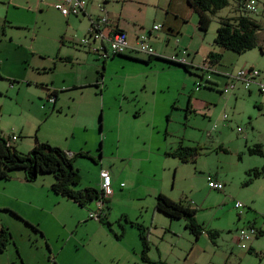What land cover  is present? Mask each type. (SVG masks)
<instances>
[{
	"label": "rangeland",
	"instance_id": "rangeland-1",
	"mask_svg": "<svg viewBox=\"0 0 264 264\" xmlns=\"http://www.w3.org/2000/svg\"><path fill=\"white\" fill-rule=\"evenodd\" d=\"M36 1L0 0V18L3 19V16L6 19L11 18V23L14 24L11 29L13 41L5 43L8 37L7 31L6 36L2 38L0 43V48L8 49V52H1L0 50V63L5 65V68L11 74L21 78L25 71H23L22 66H18L21 58L14 56L13 48H15L14 46L30 47L27 52L29 49L35 52L34 59L29 62V65L33 67V71H30V76L32 79L41 81L49 76L40 73L42 69H35V67H40L44 63L43 60H40L42 56L38 53L54 52L57 49V42L59 43L61 40L62 43L60 42V44H63L61 46L62 53L64 50L73 52V47H70L67 39L71 38V35L73 38L82 37L83 21H81L80 16L71 15L65 17L60 14L51 4L54 0L38 1L37 10H33L32 8L35 6ZM93 1L97 4L100 3V5L98 4L99 7L103 5L110 15L112 14L115 17H120L119 11L123 9L121 17L137 20L142 23L141 25L144 28H150L153 22L160 24L156 23L157 21H152V12L155 10L152 4L154 0ZM158 1L161 4L166 3L165 0ZM255 1L256 10L254 12H247L242 6L237 10L234 0H228L227 5L218 9L214 14H208L209 21L206 29L201 32L200 39L194 42L198 52L195 56L193 55V65L190 66L189 71L184 72L173 69L175 73L172 71L170 75L167 69L164 68L162 70L158 66V62L152 61L148 65H143L140 61L115 55L107 59L106 73L103 74L104 82H102L100 90L97 88L98 85L60 89L55 100V106L51 110V104H54L53 100L47 99L46 95L40 96L42 97L40 98V103L44 104V110L46 111L43 120L33 118L29 111L22 115L15 107V104H34V97H37L40 86L31 84L23 87L18 94H15L17 90V83H15L13 90L0 91V103L7 104L5 107L8 108H4V111L12 113V115H5L2 118L1 125L4 130L2 129L0 135L5 139L6 135L11 132L17 135V139H26L31 136L34 142L36 138L38 142H47L54 146H57V144H69L71 148L76 149L77 145L86 140L88 156L78 157L73 165L79 174V182L76 186H97L98 173L101 169H112L115 174L118 171L120 160L114 158L116 157L114 150L118 138L121 145L124 138H128L130 142L131 136L137 138L139 135H144V137H149L150 134L155 135L158 124L163 120L167 122L168 138L170 137L169 135H182L183 124L180 121V117L182 118L184 114L187 94L191 91H193V94L202 91L205 94V101L209 104H206L203 113L189 114L183 139L194 143L197 142L194 145H198L200 147L199 151L205 152L206 155L205 157H200L195 163L192 161L183 163L176 172L175 186L180 184L186 189L189 185L195 184L201 190H203V187L207 188L208 181H213L211 178H207V173L214 171L213 168L211 170L208 168L216 165L218 176L226 184L229 183V190L233 195L226 192L228 196L224 198L219 195L214 197L205 195V205L200 207V214L205 213V210L210 208L215 212L221 211V209H232L230 214L232 221L239 226L242 224L237 219V211L239 209L228 206V202L238 199L237 194L240 193V190H243L242 192H244L246 197H253L255 200L254 204L257 205L259 210L258 216L261 217V215H264V172L257 177L251 178L248 176L247 171L253 167L260 168L264 166L263 96L258 95L255 85L249 87L251 89L250 93L241 87L236 88L232 93H221L214 87L205 88L202 85L204 78L198 77L202 71L200 68L195 67V65L198 66V63L203 61L205 51L210 50L221 53L220 59L216 64L223 68L226 74L234 73L240 67H254L264 77V53L259 51V46L264 49V0ZM26 7H30L32 11L25 9ZM239 12L247 13L254 18L258 22L260 29L256 33L257 45L255 47L242 53H235L214 44L213 37L219 17H233ZM93 13H96L92 15L95 17L103 12L100 13L99 9L95 8ZM195 25L196 14L193 11H189L185 19L183 43H186V40L191 38ZM160 36H163V33ZM185 47L183 48L185 49ZM87 55L92 57L89 54ZM92 60L96 59L92 57ZM77 63L82 64L81 67L85 70L88 67V63L93 62L86 61L83 63V61L72 60L69 63L70 67L68 64L60 65L57 73L58 79H61L60 83L63 79L70 78L73 72L78 70ZM35 71L38 73H35ZM33 83L36 82L33 81ZM183 83H187V90L181 88ZM221 84L222 80H219V85L221 86ZM3 87L1 85V88L5 89ZM195 107L200 109L201 106L196 104ZM180 122L181 124H179ZM18 126L22 128L16 131L14 127ZM102 139L104 154L98 156L96 148L99 147ZM190 144L192 143H189L188 146H192ZM254 144H259L261 154H248L246 152V147ZM30 148L15 149L20 153H26ZM139 153V151H135V155ZM142 159L140 169L144 172L140 176L141 180L145 179L147 183L148 180H151L149 164L154 161L153 157L146 158V156H143ZM113 163L114 167L112 168L111 165ZM134 164H137L136 161L131 160L130 166ZM243 168L247 169L242 173ZM248 178L250 179L247 181ZM49 179H52L50 173H40L37 178L42 183H46ZM121 181L125 185L128 184L127 174L124 173L121 176ZM245 181H247L243 185L245 187H241L239 183ZM203 192L205 193V190ZM186 193L188 192L186 191ZM50 197L51 199L43 198V211H35L33 213L40 221L37 227L36 225L28 224L27 221L14 213H10V216L14 218L13 221L17 225V231H23L25 227L30 230L36 228L38 232L41 231L40 228L44 229V236L53 246L63 245L66 238L72 234L73 238L66 240V246L63 250H67V254H75L80 249L75 248L73 245L74 240L83 231L93 229L89 225L76 224L77 222L72 217L70 218L72 215L71 203L64 199L56 202L52 195ZM199 199H202L201 196ZM182 200H185V198H182ZM133 204L132 210L135 209V203ZM249 208H252V206L250 205ZM172 220L173 232H166L162 238L158 236L155 238L151 234L149 239L151 241L152 239L155 240L156 245L162 251L170 250V248L173 253H178L179 251L177 250L180 249L181 251L184 249L187 251L195 238L184 230V226L178 221V218H172ZM120 222L126 223L123 218ZM110 228L114 233L119 234V227L113 217L110 219ZM130 230L123 234L122 243L128 241L130 237L134 240L135 229L131 228ZM225 231H227L226 228ZM225 234L221 232L217 239ZM201 242L202 240L200 239L199 243ZM111 244L118 245L119 242ZM212 256V262L219 264H222L223 260L227 258V254L221 249H216ZM184 258L185 252L183 254L179 252L178 259L180 263L190 264V261ZM108 264H131V262L130 260L117 262L110 259Z\"/></svg>",
	"mask_w": 264,
	"mask_h": 264
},
{
	"label": "crops",
	"instance_id": "crops-1",
	"mask_svg": "<svg viewBox=\"0 0 264 264\" xmlns=\"http://www.w3.org/2000/svg\"><path fill=\"white\" fill-rule=\"evenodd\" d=\"M38 1L41 0L36 1L35 6L32 8L33 10H37ZM56 1L57 0L52 1V6ZM165 1V4H161L158 0H154L152 3L155 8L152 12V21H157L156 23H160L161 25L158 30L151 29L152 24H155L154 22L151 24L150 28L148 27L147 29L144 28L141 25L142 23H139L137 20L129 18L125 19V17H121L123 9L119 11L120 17H115L112 14L110 15L109 11H107L103 5L99 7L100 3H98V5L93 0H86L84 11L73 16H80L81 21H83V28L81 31V34H83L82 36L87 33L88 16L93 17L92 15L96 14L93 13L95 12V8H98L100 13L103 12L107 16V25L104 27L105 31L113 28L123 30L130 44L134 43L138 35H144L147 42L151 44L156 55L148 56L145 53L128 49L119 56L140 61L143 65H148L152 61L158 62V66L162 70H164V68L167 69L171 75L173 69L182 70L184 72L189 71V69L184 70L180 64H177V62L180 58H185L187 61L186 65H188L189 68L193 65L192 61L195 54L198 52L194 42L195 40L200 39L201 31L198 30L195 25L191 38H188L186 43H183L182 39L185 35V19L187 18L189 11L192 10L188 5L187 0ZM164 5L166 6L163 7ZM25 9L32 11L30 7H26ZM11 22V18L6 19L4 16L3 19L0 18V43L2 38L6 36L7 31L8 37L5 40V43H11L13 41L11 37V29L14 27V24ZM161 31L163 36H160L162 35ZM174 38H177L178 41H174ZM60 42L62 43V40ZM60 42H57V49L54 52H47L45 54L38 53L42 56V59L40 60H43L44 63H42L40 67H35V69H42V72L40 73L48 75L49 77L47 79L39 81V79L35 80L31 78L30 71H33V67L29 65V62H31V59H34L35 52L30 51L32 49H29L27 52V49L30 47L14 46L15 48H13L14 56L21 58L18 66H22L23 71H25L26 74L25 75L23 73L21 78L17 77L15 74H11L5 68L6 66L0 63V91L4 90V92H6L7 89L13 90V85L15 83H17V90L15 94H18L23 87H27L31 84L40 86L37 97H34V104H15V107L19 110L20 114L23 115L29 111L33 118L43 120L45 118L46 111L44 110V104H42V102L40 103V98H42L40 96L46 95L47 99L49 96H52L51 98L54 104H51V110L55 106V100L60 89L65 90L90 85L97 86L96 82L98 79H101L102 82H104L103 74L106 73V67L108 64L107 59L115 55L108 56L102 60V58H99L95 54L84 50V48L78 44V38H73L72 35L71 38L69 37L67 39V42L70 47H73V52L64 50L62 53L61 46L63 44H60ZM185 46H188V48ZM183 47H185V49ZM0 50L1 52H8L7 48H0ZM208 51H205L203 54L204 57ZM87 54L100 62L92 60V57H89ZM167 59L173 61L169 62ZM72 60L79 62L83 61V63L86 61L93 63H88V67L85 70L82 69V64L77 63L78 70L74 71L70 78L68 77L63 79L60 83L61 79H58L57 76L60 65L68 64L70 67L69 63ZM199 64L200 63H198V65ZM195 67L197 68V65H195ZM211 69L213 71H202L198 76L201 79L204 78L205 85L204 82L202 85L205 88L214 87L219 92L224 93L220 90V88L227 80L224 75L225 71L216 63L213 67H211ZM205 72H207L206 75ZM35 73L38 72L35 71ZM173 73L175 72L173 71ZM259 79L264 82V77L261 76V74ZM219 80H222L221 86L219 85ZM33 81L36 83H33ZM1 85L4 86L3 88L5 89H2ZM253 85L254 84H251L250 86ZM238 87H241L248 93L251 91L249 87L243 88L240 84H235L234 88L230 90V92L226 93H232L233 90ZM97 88L100 90L101 86H97ZM181 88L183 90H187V83H183ZM257 93L258 95H262L258 92V90ZM204 97L205 94L202 91L195 94L191 91L187 94L186 106L183 112L184 114L182 118L180 117V121L183 124L182 135H169L170 137L168 138L167 122L163 120L158 124L155 135L150 134L149 137L139 135L137 138H134L135 136H131L130 142L128 138H124L121 145L119 143V138L117 139V145L114 150L116 152V157L114 158L120 160V163L116 174L112 169H104L108 171L111 176L112 192L110 196L104 199V205L100 211V217L97 220L88 218L87 216L89 211L96 209V198L84 203L83 205H79L75 201L58 194H54L49 188L52 179H49L46 183L39 182L37 180L40 175L39 174L34 181H26L23 177L22 171L18 169L10 171L6 179H0V230H6L9 233L8 241L0 248V264H108V260L110 259L117 262L120 260H130L131 264H158V262L165 264H181L178 259L179 252H182V254L185 252L184 259H188L190 264H219L212 262V253H214L216 249H221L225 254H227V258L223 260L222 264H264V215H261V217L258 216L259 210L257 205L254 204L255 200L253 197H246L244 192H242L243 190H240V193L237 194V198L240 201L238 199H234L232 202H228V206L230 205L232 208H234L233 203L235 201L241 203L239 208H234L239 209L237 211V219H239L242 223L237 226L232 221L230 216L232 209H221V211L215 212L210 208L205 210V213L200 214V207L205 205V195H211L212 197L219 195L222 196V198L228 196L226 193L233 195V193L229 190V183L226 184L225 181L220 179L221 177L218 176L216 165L213 167L209 166L208 169L211 170V168H213L214 171L207 173V178H211L213 181L223 182L222 184H224V186H222L221 190H215L209 187L208 183L207 188L203 187L205 193L195 184L189 185L186 189H184L180 184L175 186L177 170L183 163H189L191 161H180L176 156L166 154V152L172 151L179 144L189 145V143H192L190 145H194L197 143L187 139L184 140L183 136L185 135L188 117L190 116L189 114L198 112L203 113L204 107H206V104H209L205 101ZM262 99L264 101V97ZM193 104L201 106L200 109L199 107L197 109ZM6 105L7 104H2V102L0 103V132H2L3 129L1 125L2 118L5 115H12L11 112L7 113V111H4V108L8 109L5 107ZM181 122L179 124H181ZM14 128L18 131L21 130L22 127L18 126ZM8 134H11V132ZM8 134L5 139L8 138ZM36 141L37 139L35 138V142ZM35 142L31 139V136H28L26 139H17L16 137L13 141L9 142V145L22 150V148H30ZM86 144L87 141L83 140L79 145H77V149L71 148L69 144H57V146L63 149L69 156L74 155L77 152H84L88 156V147ZM96 151H98V156H101L100 154H104L103 139L101 140L99 147L96 148ZM135 151H139L140 153L135 155ZM205 155V152L198 151L192 162L195 163L200 157H205ZM87 156L76 155L72 160V165H74V162H76L78 157ZM143 156H146V158L153 157L154 161L152 164H149L151 169V180H148L147 183L145 179L141 180L140 176V174L144 172L140 169L142 166ZM131 160L136 161L137 164L130 166ZM111 167H114V163ZM247 168H243L242 173ZM124 173L127 174V185L121 181V176ZM120 183H122L121 186ZM239 184L241 187H245L243 186V183ZM87 187L96 188L98 190L99 173L97 186L85 185L83 187L76 186L74 188L84 189ZM186 191L188 193H186ZM157 193H161L171 200L182 201L188 206L194 208L195 220L202 225L204 229L213 231V237H209L205 231H202L198 238H195L193 243L190 244L187 251H185V249L181 251L180 249L177 250L179 251L178 253H173L171 248L170 250L162 251L159 246L156 245L155 240L152 239L151 241L149 237L151 238L152 234L155 238H157V236L162 238L166 232H173V220L154 208V197ZM50 195L54 197L53 199L56 202L64 199L71 203L72 215L70 218L72 217L75 222H77L76 224H82L84 226L89 225L93 229L83 231V233L78 235V237L74 240L73 245L76 249H80L75 252V254H67L68 251L63 250L66 246V240L73 238L72 234L66 238L63 245H59L58 247L53 246L44 236V229L40 228L41 231L38 232L36 228L30 230L28 227H25L23 231H17V225H15L13 221L14 218L10 216V213H14L16 216H19L21 219L27 221L28 224H32L34 226L36 225L37 227L40 221L33 215V213L35 211H43L44 207L42 200L43 198L51 199ZM200 196L202 199H199ZM182 198H185V200H182ZM133 203H135L134 210H132L134 206ZM250 205L252 208H249ZM93 207L94 209H92ZM111 217H113L119 227V234L114 233V231L110 228ZM122 218L124 219V222H126V226L120 222ZM178 219V221L183 224V219ZM104 222L108 224L109 228ZM132 224H140L147 231V261L142 260L140 257V241L138 232ZM249 224L255 226L258 229V233L246 243V248H241L236 240V234L239 228ZM131 228L135 229L134 240L130 237L128 241H124L122 243L121 238L123 234L126 231H131ZM225 228L227 231H225ZM184 230L187 231L185 228ZM221 232L226 234L217 239ZM200 239L202 240L201 243H199ZM116 242H119V244H111ZM221 247H223L224 250Z\"/></svg>",
	"mask_w": 264,
	"mask_h": 264
},
{
	"label": "trees",
	"instance_id": "trees-1",
	"mask_svg": "<svg viewBox=\"0 0 264 264\" xmlns=\"http://www.w3.org/2000/svg\"><path fill=\"white\" fill-rule=\"evenodd\" d=\"M243 1L244 0H234L237 10L242 6ZM187 3L196 14V26L198 30L203 32L208 25V14H214L218 9L227 5L228 0H187ZM259 29L260 26L258 22L247 13L239 12L233 17H219L218 25L215 28L213 43L235 53H242L257 45L256 33ZM259 51L264 53V49L260 46ZM220 54V52L210 50L206 53L203 61L210 67V70L207 71H213L211 67L218 62ZM167 61L172 62L173 60L167 59ZM177 64H180L184 70L189 69V66L184 63L177 62ZM224 75L227 80L224 82L223 86L229 80V74L224 73ZM222 87L220 90H222ZM261 94L264 97V92H261ZM199 148L198 145L188 146L179 144L172 151L166 152V154L176 156L183 162L192 161L198 153ZM246 152L248 154H261V149L259 144H254L253 146H247ZM76 155L87 156L84 152H77L69 156L58 146L38 141H36L26 153H20L13 146L6 145L5 139L0 135V179H6L9 172L16 169L22 171L26 181H34L40 173H50L52 175V182L49 188L54 194L61 195L75 201L79 205H83L97 198L99 192L96 188H74L79 182L77 169L72 165V160ZM263 172L264 166L260 168L254 167L248 170L247 174L252 178L259 176ZM249 179L250 178H248L247 181ZM247 181L243 182V184H246ZM154 208L170 218L183 219L184 228L194 238H198L202 231H205L211 238L214 235L213 231L204 229L203 226L195 220V209L181 201L171 200L165 195L157 193L154 197ZM104 223L108 227V224L106 222ZM132 225L138 232L140 257L142 260L147 261V231L140 224ZM8 238L9 233L6 230H0V248L8 241ZM158 264L165 263L158 262Z\"/></svg>",
	"mask_w": 264,
	"mask_h": 264
},
{
	"label": "built area",
	"instance_id": "built-area-1",
	"mask_svg": "<svg viewBox=\"0 0 264 264\" xmlns=\"http://www.w3.org/2000/svg\"><path fill=\"white\" fill-rule=\"evenodd\" d=\"M86 5V0H58L53 3V7L57 9L60 14L67 17L68 15H75L79 12L84 11ZM242 7L247 12H254L256 10L255 0H244ZM107 25V16L102 13L95 17L88 16L87 18V33L78 38V43L85 48L86 51L95 54L99 58H107L108 56L114 54H123L126 50L132 49L147 54L148 56H154L155 51L152 46L147 42L144 35H138L134 43L130 44L127 40L125 32L119 28H113L109 30H104ZM160 24H152V30L160 29ZM177 41V38H174ZM178 62L186 64L185 58H180ZM201 71L210 70V67L206 62H201L198 66ZM229 80L223 86L222 92H230L235 86V84H240L243 88H248L251 84H254L258 92H264V83L259 80V70L254 67H240L234 73L228 75ZM102 80L98 79L96 85L100 87ZM49 100L52 98L49 96ZM225 117V115H223ZM239 129V128H238ZM16 135L11 133L5 140V144L9 145L10 141H13ZM122 183H120V186ZM208 186L215 189L221 190L222 183L217 181H208ZM98 197L96 200V209L94 211H89L87 216L91 219H99L100 211L104 205V199L111 195V176L108 171L101 169L99 172V187H98ZM241 203L235 201L233 203L234 208H239ZM258 229L252 224L246 225L238 229L236 234V240L239 247L246 248V243L256 236Z\"/></svg>",
	"mask_w": 264,
	"mask_h": 264
}]
</instances>
